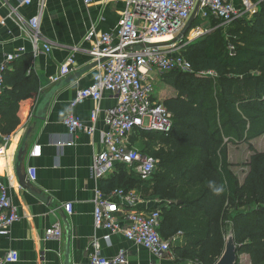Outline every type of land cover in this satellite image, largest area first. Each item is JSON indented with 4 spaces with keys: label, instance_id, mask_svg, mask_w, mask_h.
Instances as JSON below:
<instances>
[{
    "label": "crops",
    "instance_id": "crops-1",
    "mask_svg": "<svg viewBox=\"0 0 264 264\" xmlns=\"http://www.w3.org/2000/svg\"><path fill=\"white\" fill-rule=\"evenodd\" d=\"M92 2L47 0L41 31L52 50L47 53L41 44L35 57L23 21L39 14L38 0H34L31 6L23 5L22 0H0V68L9 54H19L23 50L24 54L18 61L28 57L30 73L40 86L36 99L19 104V127L7 135L0 132L3 137H9L7 143L0 137V180L8 188L12 205L20 215L10 234L0 236V258L15 250L20 260L14 264H66L67 227L71 231L70 264H88L97 252L113 259L121 251L128 253L131 264L169 263L157 260L148 250L129 242L124 234H112L97 229L94 224L97 192H103L104 182L122 178L118 167L99 179L91 172L95 156L104 148L105 112L115 107L118 101L112 94L105 93L99 105L91 100L75 108L71 105L79 91L92 84L96 73V63L91 57L95 45L86 40L87 34L93 27L102 33L115 32L126 5L119 1ZM3 21L4 25L1 24ZM70 56L75 59L72 73L68 71L71 66L67 68L66 65ZM13 63L9 70L14 67ZM90 67L77 77L79 72ZM61 73V81L52 84L51 78ZM59 85L61 88L37 116V102ZM96 108L101 112L98 120L93 122L91 116ZM71 114L85 125L94 126L93 135L77 132L70 136L64 122ZM26 139V149L21 154ZM60 142H73V145L59 146ZM36 145L42 147V155L32 158L30 153ZM30 168L36 170V181H30ZM138 194L141 198L138 211L150 212L166 203L159 197ZM67 205L73 206L72 214L65 209ZM121 220L125 228L127 222ZM55 224H60L63 229L62 240L46 238V230Z\"/></svg>",
    "mask_w": 264,
    "mask_h": 264
},
{
    "label": "trees",
    "instance_id": "trees-1",
    "mask_svg": "<svg viewBox=\"0 0 264 264\" xmlns=\"http://www.w3.org/2000/svg\"><path fill=\"white\" fill-rule=\"evenodd\" d=\"M263 8L264 2L259 5L260 10ZM248 18L195 40L196 56L185 54L193 66V74L163 75L165 78L185 75L183 85L175 86L178 96L164 103L173 116L171 133L137 132L149 138L167 137L169 153L162 150L161 156L164 160L174 157L166 162L173 165L162 172L148 196L166 201L160 206L166 217L162 235L168 238L181 233L178 241L182 245L176 248V253L193 264L218 262L229 227L234 231L239 258L246 256L250 264H264V153H258L252 145L264 136V10L257 12L252 21L248 22ZM234 32L243 35L238 41L242 46L232 42ZM231 45L236 49L235 55L228 53ZM13 65L4 74L0 95V132L4 135L20 125L19 104L36 99L40 91L38 81L30 73L28 57L16 60ZM252 71H259L260 75L242 76ZM210 72L218 77L216 86L212 78L199 75ZM229 75L239 78H226ZM214 89L218 95L210 98ZM216 100L220 102L222 118L218 128ZM223 131H227L232 144H246L253 152L243 182L233 171L235 165L229 160L227 144L219 138ZM118 169L122 178L104 182L103 192L115 189L140 192L141 178L125 165ZM157 175L158 171L151 181ZM140 193L147 195L144 191Z\"/></svg>",
    "mask_w": 264,
    "mask_h": 264
},
{
    "label": "built area",
    "instance_id": "built-area-1",
    "mask_svg": "<svg viewBox=\"0 0 264 264\" xmlns=\"http://www.w3.org/2000/svg\"><path fill=\"white\" fill-rule=\"evenodd\" d=\"M104 3L123 2L126 9L115 32L102 33L92 28L86 36L87 41L94 43L91 57L96 66L92 84L79 91L72 102L75 108L84 101L91 100L100 104L105 93L117 98V105L105 112L107 130L104 134L103 150L94 158L91 172L98 179L106 177L118 166L125 165L139 178L150 180L158 171V161L151 155L135 148L132 138L138 131H151L168 135L172 131L173 116L163 104L156 101L155 83L163 75L171 72L193 74L192 64L180 53H177L178 41L197 6L199 10L194 23L186 35H191L188 42L227 27L234 21L256 14L264 0H102ZM34 0H22L23 5L31 6ZM47 0H38L39 14L30 20L23 21L26 33L33 44L35 57L39 47L44 45L50 53L52 48L44 40L41 31V20ZM86 0V4H92ZM200 21L202 26H200ZM216 22H221L214 26ZM2 25L5 22H1ZM204 24V25H203ZM206 26L208 27L206 29ZM185 35V36H186ZM170 36L172 41L163 44V38ZM184 36V37H185ZM188 42L185 44L187 45ZM143 45L142 49H135ZM231 55H235V47L230 46ZM24 54H9L6 63L0 68V95L4 88V74L10 65ZM74 56L67 60L69 73L73 71ZM200 76L216 75L212 72ZM63 75L51 78L52 84L61 81ZM100 108H96L91 116L93 122L98 120ZM64 124L70 136L77 132L93 135L95 127L85 125L79 118L71 114ZM0 137L9 141V137ZM59 146H72L73 142H60ZM2 151L0 152V154ZM42 155V147L34 146L30 153L32 158ZM36 170L29 169L30 181H36ZM141 198L137 190L126 191L116 189L110 194L98 191L94 200V224L97 229H104L112 234L122 233L125 238L138 247H142L159 261H171V241L161 233L162 212L154 209L150 212L138 211ZM69 214L73 206L65 207ZM121 218L127 222L122 227ZM20 220L18 210L12 205L8 188L0 180V236L10 234L12 226ZM47 239L62 240L63 229L55 224L45 232ZM181 237L179 233L176 240ZM20 260L19 253L10 250L0 258V264H14ZM88 264H131L128 253L121 251L113 259L97 252L91 256Z\"/></svg>",
    "mask_w": 264,
    "mask_h": 264
},
{
    "label": "rangeland",
    "instance_id": "rangeland-1",
    "mask_svg": "<svg viewBox=\"0 0 264 264\" xmlns=\"http://www.w3.org/2000/svg\"><path fill=\"white\" fill-rule=\"evenodd\" d=\"M259 10L260 9L258 8L257 12H262L264 10V8L261 9L260 11ZM256 14H251L247 21L248 22L252 21V19L254 18V16ZM200 20L201 19H199V22L201 24L200 26H202V22ZM207 28L208 27L206 26V29ZM233 36H234V38H232L233 39L232 42H234L236 45L239 44V46H242V44L238 41L242 38L243 35L241 33L234 32ZM189 38H191V35H186L182 40L178 41V45H177L178 48L179 47H182V48H179L177 53H180L185 57V54L187 52L191 57H195L198 50L194 46L195 41L188 42L190 40ZM165 41L167 42V40H165ZM187 42H188V44L185 45ZM219 50H221V49H219ZM208 53H211V52H208ZM228 53H230V50ZM255 75H260V72L259 71H252V72H250L249 75H242V76H255ZM170 76L171 77H166V78L163 76V78H161L159 80V82L155 83L156 101L160 104H163V105L167 99L174 97V96L175 97L178 96V92H177L175 86L176 85L182 86L183 85L182 79L185 78V75L180 74V73L179 74H172ZM203 77L204 78H208V77L212 78L214 86H216L218 84V77H216V75H206ZM226 78H230L233 80V79H236L239 77L235 76V75H229ZM240 78H242V77H240ZM216 95H218V94H216V89H214V92H212V95H210V98H216ZM216 102L217 103H216L215 112H216L217 118H216V125L215 126L218 128V127H221V119L222 118H220V110H221L220 102L218 100H216ZM18 111H19V106H18V110H17V118L19 119ZM222 114H223V112H222ZM150 138L144 136L142 133H136V134H134L133 139H132V143H134L133 145L135 146V148H137L140 151L143 150L145 152H148L151 156H153L158 161V175L159 176L157 175L156 179L153 181H151V179L150 180L141 179V181H140L142 185L140 186L141 188H139L138 190L140 192L144 191L145 193H147V196L152 193L151 188H152L154 182L158 178H161L162 172H167L168 170L171 169L170 167H172L173 163L171 165H169L166 162H171L174 158V157H169L168 159L164 160V156H161L162 150L164 152L169 153V149L167 147V142H166L167 137H164V139L154 138V137L153 138L150 137ZM219 138L224 140L225 143L227 144L228 150H229V160L231 163H233L235 165V167L233 168V171H235V173L238 174L241 182H243L244 178L246 177V175L249 171L248 162L250 161V158L253 155V152L250 150V147L246 144H232V142H230L229 139L227 138V131H223L222 133H220ZM252 145H253L255 151H257L258 153H264V136L253 141ZM147 147H149L150 150ZM166 165H168V166L166 167ZM136 185H138V183ZM158 209H160L162 211V226H161V230H162L161 233H162L163 229H164L163 224H164L166 217L164 215L163 209H161V207ZM167 239H169L171 241V247H172L171 248V251H172L171 252V261H169L168 264H191V262H188L185 258L180 257L176 253V248H178V246L182 245L178 241L179 239L176 240L175 236L168 237ZM239 264H250V260L246 256L240 257L239 258Z\"/></svg>",
    "mask_w": 264,
    "mask_h": 264
},
{
    "label": "water",
    "instance_id": "water-1",
    "mask_svg": "<svg viewBox=\"0 0 264 264\" xmlns=\"http://www.w3.org/2000/svg\"><path fill=\"white\" fill-rule=\"evenodd\" d=\"M198 10H199V6H197L195 12L192 15V18L189 20V22L187 23L186 27L184 28L182 33L178 36L176 41L182 40L184 38V36L187 34V32L190 30V28L192 27L193 23L196 20ZM143 47H144L143 45H139V46H136L135 49H142ZM94 65L97 66V63L94 64ZM92 67H94V66H92ZM90 69H91V67L79 72L77 74V77H79L80 75L84 74L86 71H88ZM60 88H61V85L55 87L48 94H46L45 96L40 98V100L37 102V110H36V115L37 116H39L41 114V112L43 111V109L46 106V104L49 102V100L52 98V96ZM26 143H27V139L23 143V146L21 148V154L24 153V151L26 149ZM66 230H67L66 264H70L71 231H70L69 227H67ZM238 260H239L238 245H237L236 240H235L234 231H233V229L231 227H229L228 230H227V234H226L224 252H223L221 258L218 260V262L216 264H238ZM191 264H193V263H191Z\"/></svg>",
    "mask_w": 264,
    "mask_h": 264
},
{
    "label": "bare ground",
    "instance_id": "bare-ground-1",
    "mask_svg": "<svg viewBox=\"0 0 264 264\" xmlns=\"http://www.w3.org/2000/svg\"><path fill=\"white\" fill-rule=\"evenodd\" d=\"M165 40H167V42L165 41ZM172 41V38L170 37V36H165L164 38H163V44H169L170 42Z\"/></svg>",
    "mask_w": 264,
    "mask_h": 264
}]
</instances>
